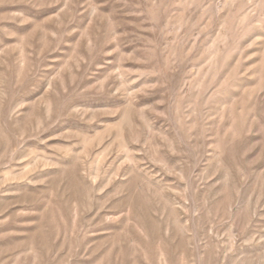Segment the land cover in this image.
I'll return each instance as SVG.
<instances>
[{
  "label": "rangeland",
  "instance_id": "rangeland-1",
  "mask_svg": "<svg viewBox=\"0 0 264 264\" xmlns=\"http://www.w3.org/2000/svg\"><path fill=\"white\" fill-rule=\"evenodd\" d=\"M0 264H264V0H0Z\"/></svg>",
  "mask_w": 264,
  "mask_h": 264
}]
</instances>
